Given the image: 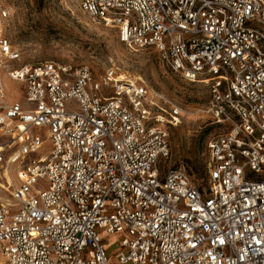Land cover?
<instances>
[{"label":"built area","instance_id":"2783aa9c","mask_svg":"<svg viewBox=\"0 0 264 264\" xmlns=\"http://www.w3.org/2000/svg\"><path fill=\"white\" fill-rule=\"evenodd\" d=\"M78 5L127 47H152L204 83V111L226 130L206 144L202 183L181 168L163 173L168 128L183 115L175 103L116 68L11 66L20 53L0 29L6 264H264V0ZM2 71L24 103L7 101Z\"/></svg>","mask_w":264,"mask_h":264},{"label":"rangeland","instance_id":"374dc122","mask_svg":"<svg viewBox=\"0 0 264 264\" xmlns=\"http://www.w3.org/2000/svg\"><path fill=\"white\" fill-rule=\"evenodd\" d=\"M0 29L20 53V59L11 66L50 60L72 67L87 66L95 76L116 68L175 103L183 115L179 125L168 128L170 155L160 161V170L164 173L181 168L196 184L203 182L206 144L226 130V124L214 122L204 111L210 102L204 83L185 81L152 47H127L115 28L81 11L78 0H0ZM2 80L7 101L24 103L22 85L3 71ZM50 147L47 141L41 152ZM12 176L16 179L14 171ZM101 238L113 243L117 235L102 233ZM0 264H6L1 254Z\"/></svg>","mask_w":264,"mask_h":264}]
</instances>
